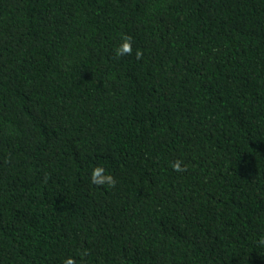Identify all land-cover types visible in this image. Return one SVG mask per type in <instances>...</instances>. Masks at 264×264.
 <instances>
[{"label":"trees","instance_id":"trees-1","mask_svg":"<svg viewBox=\"0 0 264 264\" xmlns=\"http://www.w3.org/2000/svg\"><path fill=\"white\" fill-rule=\"evenodd\" d=\"M262 237L264 0H0V264H264Z\"/></svg>","mask_w":264,"mask_h":264},{"label":"clouds","instance_id":"clouds-1","mask_svg":"<svg viewBox=\"0 0 264 264\" xmlns=\"http://www.w3.org/2000/svg\"><path fill=\"white\" fill-rule=\"evenodd\" d=\"M117 56H124V55H132L131 49V38L124 37L122 38V43L120 47L116 50ZM136 59L139 60L142 58V53L137 51L135 53ZM181 161H176L173 163L172 168L174 171L180 172L185 171L186 166L184 168L181 167ZM90 180L91 183L95 186H107L109 188L115 187L116 181L112 175L106 174V171L103 167L97 166L94 167L90 173ZM261 245H264V237L261 238L259 241ZM86 255V253H85ZM64 264H75V261L72 258H68L64 261Z\"/></svg>","mask_w":264,"mask_h":264}]
</instances>
